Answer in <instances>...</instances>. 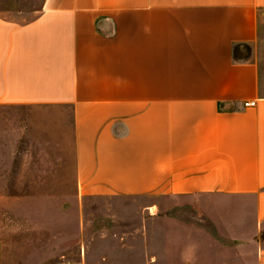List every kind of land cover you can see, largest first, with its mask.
Here are the masks:
<instances>
[{"label": "crops", "instance_id": "crops-1", "mask_svg": "<svg viewBox=\"0 0 264 264\" xmlns=\"http://www.w3.org/2000/svg\"><path fill=\"white\" fill-rule=\"evenodd\" d=\"M4 12L0 107L44 116L29 136L61 156L77 203L142 202L106 227L79 217L63 264H264V0H44L27 23Z\"/></svg>", "mask_w": 264, "mask_h": 264}, {"label": "rangeland", "instance_id": "rangeland-1", "mask_svg": "<svg viewBox=\"0 0 264 264\" xmlns=\"http://www.w3.org/2000/svg\"><path fill=\"white\" fill-rule=\"evenodd\" d=\"M43 2L0 0V8L5 11L4 17L27 23L40 14ZM58 115L61 125H67L69 113ZM39 117L44 116H36L26 107H0V212L5 264H63L78 253L79 217L85 216L88 227H106L113 223L111 219L116 220L117 213H130L142 205L134 198L92 199L83 206L77 203L75 188L67 184L70 172L60 169L61 156L29 136V120ZM59 182L67 185H57Z\"/></svg>", "mask_w": 264, "mask_h": 264}, {"label": "built area", "instance_id": "built-area-1", "mask_svg": "<svg viewBox=\"0 0 264 264\" xmlns=\"http://www.w3.org/2000/svg\"><path fill=\"white\" fill-rule=\"evenodd\" d=\"M255 102H248V103H245V107H249V106H255Z\"/></svg>", "mask_w": 264, "mask_h": 264}]
</instances>
